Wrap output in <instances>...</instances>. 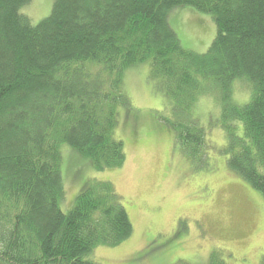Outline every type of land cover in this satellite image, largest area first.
<instances>
[{
	"label": "trees",
	"instance_id": "16d2710c",
	"mask_svg": "<svg viewBox=\"0 0 264 264\" xmlns=\"http://www.w3.org/2000/svg\"><path fill=\"white\" fill-rule=\"evenodd\" d=\"M32 1L0 0V264H97V247L129 239L115 185L85 180L81 166H123V77L144 64L178 111L179 121L163 124L196 165L207 142L190 110L219 95L227 165L264 199V0H52L37 25ZM180 12L213 22L205 54L181 41ZM237 80L251 92L242 107L232 102ZM69 183L78 186L70 203ZM150 244L144 256L156 260L162 247Z\"/></svg>",
	"mask_w": 264,
	"mask_h": 264
},
{
	"label": "rangeland",
	"instance_id": "374dc122",
	"mask_svg": "<svg viewBox=\"0 0 264 264\" xmlns=\"http://www.w3.org/2000/svg\"><path fill=\"white\" fill-rule=\"evenodd\" d=\"M51 4L52 0L30 3L27 13L34 25L50 15ZM173 17L181 41L189 50L205 54L216 34L213 22L193 12ZM150 71V65L144 64L123 77L131 116L126 108L118 109L115 137L125 146L123 166L102 174L81 166L85 180L98 177L113 182L133 224L126 242L97 247L92 260L97 264H210L217 257L226 264H264V199L227 165L229 140L220 127L219 95L209 93L190 110L191 118L205 130L207 142L202 158L206 162L196 165L177 148L175 136L164 125L179 121L178 111L156 87ZM249 89L246 84L239 90L233 87L232 102L238 107L249 103ZM70 158L78 166L87 163L72 154ZM77 191L78 186L69 183L68 203ZM150 243L162 247L155 253L156 260L144 256Z\"/></svg>",
	"mask_w": 264,
	"mask_h": 264
},
{
	"label": "clouds",
	"instance_id": "9594fccd",
	"mask_svg": "<svg viewBox=\"0 0 264 264\" xmlns=\"http://www.w3.org/2000/svg\"><path fill=\"white\" fill-rule=\"evenodd\" d=\"M234 87H235L236 89H238V90L241 88V83H240L239 80H237V81L234 82Z\"/></svg>",
	"mask_w": 264,
	"mask_h": 264
}]
</instances>
